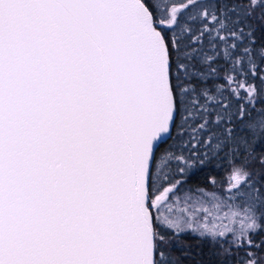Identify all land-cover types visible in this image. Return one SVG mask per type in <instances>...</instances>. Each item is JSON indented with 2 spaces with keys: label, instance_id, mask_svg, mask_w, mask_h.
Instances as JSON below:
<instances>
[{
  "label": "snow or ice",
  "instance_id": "6c2138e0",
  "mask_svg": "<svg viewBox=\"0 0 264 264\" xmlns=\"http://www.w3.org/2000/svg\"><path fill=\"white\" fill-rule=\"evenodd\" d=\"M167 13L157 0H0V264H180L184 233L208 244L201 264H264V0ZM220 42L245 77L235 110L206 79ZM174 131L187 156L161 152ZM212 154L229 161L227 193L185 190ZM173 160L183 180L163 171Z\"/></svg>",
  "mask_w": 264,
  "mask_h": 264
},
{
  "label": "trees",
  "instance_id": "16d2710c",
  "mask_svg": "<svg viewBox=\"0 0 264 264\" xmlns=\"http://www.w3.org/2000/svg\"><path fill=\"white\" fill-rule=\"evenodd\" d=\"M189 6H191L192 0H187ZM205 2H211L215 7L217 3L221 6H226L231 0H205ZM158 7L161 13L164 12L165 8L169 9L171 6L176 4H183L185 0H157ZM170 15V14H169ZM182 19V27H191L193 31L199 35V20L191 19V16L188 14L186 10L182 11L180 14ZM258 24V22H256ZM211 27V25H209ZM179 30H177L178 34ZM214 35V33H213ZM259 36L260 33L258 32ZM211 37L207 34L203 37L204 40V50L208 51L211 54V49L209 48V41ZM223 43L220 42V46L217 51L219 52L218 56V68L220 72L217 76L214 77H206L209 81V87L215 89L218 86H222L223 88V96L221 99L225 102L230 103L232 110H235L237 106V100L235 97L231 96L230 92L232 90L237 91L240 95H243L245 92V77L241 76L238 72L228 73L226 69L231 68V64L224 58L223 56ZM257 65H260V61H256ZM231 75L235 77V79L227 81L225 79L226 76ZM264 75V67H258L257 76ZM247 80L252 83H256L257 77L249 75ZM239 84V87H238ZM259 107V104L257 105ZM213 108V111L218 113L221 112L222 109L216 107L215 105H210ZM189 140V136L187 133L181 138L174 131L172 133V138L168 139L166 143L163 144L161 152L163 149L168 148L170 145L172 146L173 151L179 154H183L187 156L192 149L189 147L188 149H184L183 145L187 144ZM203 146H198L197 151H202ZM177 161L173 160L170 162V166H165L163 171L165 173H172L176 175L177 179H184L177 173ZM230 175V164L227 159L223 157V155H215L212 154L210 157L205 159V162L202 165H197L189 175V178L184 180L183 187L185 190L194 189L196 187L204 188L207 191H215L217 194L225 195L228 190V178ZM215 180L216 184L213 185L210 181ZM183 196V193H180ZM178 211H179V206ZM225 246H227V242H225ZM174 256L180 261V264H201L202 261L210 258L211 253L209 251V246L206 242L202 241L198 236H194L191 233L181 234L180 241L177 243L174 248Z\"/></svg>",
  "mask_w": 264,
  "mask_h": 264
},
{
  "label": "water",
  "instance_id": "95a60500",
  "mask_svg": "<svg viewBox=\"0 0 264 264\" xmlns=\"http://www.w3.org/2000/svg\"><path fill=\"white\" fill-rule=\"evenodd\" d=\"M183 4H176L175 6H178L179 7V6L183 5ZM169 14H170V9H169Z\"/></svg>",
  "mask_w": 264,
  "mask_h": 264
},
{
  "label": "rangeland",
  "instance_id": "374dc122",
  "mask_svg": "<svg viewBox=\"0 0 264 264\" xmlns=\"http://www.w3.org/2000/svg\"><path fill=\"white\" fill-rule=\"evenodd\" d=\"M176 211H178V207H176Z\"/></svg>",
  "mask_w": 264,
  "mask_h": 264
}]
</instances>
